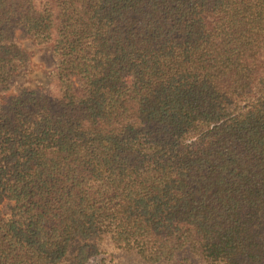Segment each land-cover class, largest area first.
<instances>
[{"label":"trees","instance_id":"16d2710c","mask_svg":"<svg viewBox=\"0 0 264 264\" xmlns=\"http://www.w3.org/2000/svg\"><path fill=\"white\" fill-rule=\"evenodd\" d=\"M99 258L264 264V0H0V264Z\"/></svg>","mask_w":264,"mask_h":264},{"label":"rangeland","instance_id":"374dc122","mask_svg":"<svg viewBox=\"0 0 264 264\" xmlns=\"http://www.w3.org/2000/svg\"><path fill=\"white\" fill-rule=\"evenodd\" d=\"M24 49L32 55L33 73L31 76L32 82L37 80H43L46 73L51 70L53 66V60L50 52L45 48L36 47L30 40H22ZM9 204L4 203L1 206L2 212L6 213L9 210ZM89 264H103L101 258L95 259Z\"/></svg>","mask_w":264,"mask_h":264}]
</instances>
